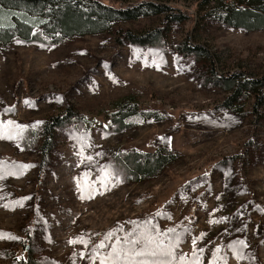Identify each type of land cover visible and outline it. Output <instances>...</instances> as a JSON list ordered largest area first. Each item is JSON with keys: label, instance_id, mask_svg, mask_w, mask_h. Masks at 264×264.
<instances>
[{"label": "rangeland", "instance_id": "1", "mask_svg": "<svg viewBox=\"0 0 264 264\" xmlns=\"http://www.w3.org/2000/svg\"><path fill=\"white\" fill-rule=\"evenodd\" d=\"M152 1L184 16L0 39V264H151L129 251L141 235L170 248V264H264V102L245 89L227 106L206 73L211 60L261 77L264 22L235 28L198 0ZM155 29L146 45L125 36ZM64 113L42 150L44 121ZM156 149L167 162L152 174L123 158Z\"/></svg>", "mask_w": 264, "mask_h": 264}, {"label": "trees", "instance_id": "2", "mask_svg": "<svg viewBox=\"0 0 264 264\" xmlns=\"http://www.w3.org/2000/svg\"><path fill=\"white\" fill-rule=\"evenodd\" d=\"M118 4L105 3L102 0H0V13L5 15L0 20V39L4 42L15 37L23 40L32 39L36 29L44 30L55 38H66L76 35L94 34L107 30L110 25L120 21H130L148 15L162 14L165 18H181L180 14L169 13L170 5L152 0H118ZM199 13L205 17L241 29H252L264 22V0H198ZM161 31L155 29L140 35L126 30L125 36L135 44L146 45L159 39ZM186 52H202L200 46L186 45ZM207 78L212 84L223 87L228 92L224 103L230 106L243 90H251L254 104L264 102V74L259 78L239 77V72L228 74L217 73L210 60L207 67ZM118 112V111H116ZM67 113L61 116H50L44 121L40 135L42 150L48 148L52 131L62 125ZM125 162L132 167L136 176L154 173L167 158L155 151L130 150L125 153ZM152 170V171H151ZM28 261L21 259V264Z\"/></svg>", "mask_w": 264, "mask_h": 264}, {"label": "snow or ice", "instance_id": "3", "mask_svg": "<svg viewBox=\"0 0 264 264\" xmlns=\"http://www.w3.org/2000/svg\"><path fill=\"white\" fill-rule=\"evenodd\" d=\"M169 231L174 230L170 229ZM126 243H128V241H126ZM153 243L154 240L152 237L141 235L137 239L131 241L132 248L129 251H132L135 256L153 257L154 259L151 261V264H170L172 259V250L170 248H158L156 250H152L150 246ZM138 246L139 251L136 250Z\"/></svg>", "mask_w": 264, "mask_h": 264}]
</instances>
